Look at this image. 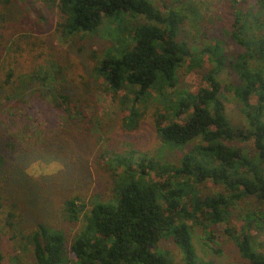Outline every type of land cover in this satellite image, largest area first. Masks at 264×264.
Returning a JSON list of instances; mask_svg holds the SVG:
<instances>
[{
	"label": "trees",
	"instance_id": "trees-1",
	"mask_svg": "<svg viewBox=\"0 0 264 264\" xmlns=\"http://www.w3.org/2000/svg\"><path fill=\"white\" fill-rule=\"evenodd\" d=\"M43 3L58 10L62 21L56 32L64 40L108 30L113 46L102 56L92 55L93 78L126 110L124 127L136 124L140 107H152L157 137L176 150L185 148L186 154L169 162L144 154L134 160L129 151L111 152L112 159L106 160L109 150L97 153L94 164L108 172L110 188L92 194L91 206L80 197L65 202L66 220L81 224L71 243L65 228L43 221L24 235L34 263L179 264L161 251V242L171 241L183 255L182 264H216L195 250L193 234L200 229L214 254L223 253L221 232L235 245L239 259L264 264V253L255 245L257 235L264 234V0H228L225 20H207L214 36L201 49L199 40L204 38L183 34L194 15L185 0L170 5L159 0L162 10L150 0ZM11 4L12 0H0V174L30 151L20 117H28L24 111L32 108L30 98L40 78L35 69L28 76L25 72L43 57L42 52L34 54L36 44L18 37ZM228 44L235 47L230 54ZM58 60L53 80L42 77L37 92L50 100L64 121L79 127L89 119L90 84L81 76L85 89L71 80L68 92L67 69ZM206 61L212 68L202 73ZM184 68L199 74L193 92L179 89ZM225 74L232 77L227 83L222 80ZM51 85L58 86L55 93L40 90L51 91ZM227 94L242 104V127L228 117ZM246 145L253 152L245 150ZM209 183L218 192H208ZM245 201L252 202L253 209L240 214L244 224L238 229L232 223L233 212ZM10 208L6 212L0 185V264H23L18 254L7 262L3 247L2 223L13 229L23 215L20 204Z\"/></svg>",
	"mask_w": 264,
	"mask_h": 264
},
{
	"label": "rangeland",
	"instance_id": "rangeland-1",
	"mask_svg": "<svg viewBox=\"0 0 264 264\" xmlns=\"http://www.w3.org/2000/svg\"><path fill=\"white\" fill-rule=\"evenodd\" d=\"M160 10L163 9L159 0H150ZM173 0H164L168 5ZM193 8L191 20L185 24L183 34L193 37L200 36L199 49L204 44L211 43L213 39L212 26L207 27V20H225L226 3L228 0H185ZM48 5L43 0H12L11 8L16 14L12 22L19 28L18 37L24 36L28 43L36 44L34 54L42 52L43 57L36 62V66H27L28 75L35 69L38 72L36 80V94L31 96L32 108L25 110L28 117L21 116L22 128L28 133L30 151L20 154L15 160V164L0 174V185L4 187L5 210H11L12 203L20 204L22 216L15 221V228L10 229L6 223H2L3 247L7 262H11V257L18 254L23 264H35L31 255V250L22 240L23 236L36 227L40 221L57 227L65 228L63 232L69 235V242H72L81 227L80 223L70 224L63 214L64 204L72 197L82 198L88 206L90 205L92 194L101 188L107 191L108 172L97 170L94 164V157L97 153L109 150L110 153L105 160L112 159L111 152L123 153L129 151L134 160L148 155L169 162H178L180 156L186 154L185 148L175 149L172 144L161 141L156 134L154 126L155 109L143 106L137 111L138 119L135 125L126 123V113L123 107L115 102L110 91L100 82L96 81L92 75L93 61L92 55L102 56L113 46L108 30L103 29L99 33L89 34L82 39L64 40L56 32L57 25L62 21L56 8H47ZM43 16V18H41ZM193 18H196L192 20ZM195 20L197 22H195ZM112 32V29H110ZM205 35V37H204ZM223 40H226L223 37ZM227 41V40H226ZM234 46V45H233ZM231 44L226 47L228 53L233 51ZM61 59L66 67L64 82L68 92L71 80H76L79 88L85 89L81 83V76L90 84L91 88V108L88 111L89 119L79 127L73 123L64 121L59 114L49 104L50 100L40 97L38 87H41L42 77L49 76V81L53 80L54 65L59 70L56 61ZM32 58H30L31 61ZM212 68L211 64L204 63L202 73H208ZM198 77L194 72H188L186 68L180 71L179 89L193 92L198 87ZM232 79V77H230ZM227 74L222 77L224 83L230 79ZM50 87V88H49ZM48 91L55 93L57 85H51ZM227 114L231 122L236 127L246 124L242 112V104L232 100L231 95H226ZM18 119L15 120V125ZM71 126V127H70ZM245 150L253 152L251 145H246ZM142 154H144L142 156ZM130 157V158H131ZM104 160V161H105ZM99 181H106L104 185H97ZM111 180H109L110 182ZM210 193L218 192V189L211 183L205 186ZM252 202L245 201L233 212L232 223L238 229L244 222L240 214L251 212ZM5 226V227H4ZM68 235H67V234ZM256 233V232H255ZM219 234V244L223 250L221 255H216L206 245V237L202 230L195 229L193 245L198 256L208 261H215L216 264H248L239 259L235 245L229 241L221 232ZM14 237V240L12 238ZM68 238V237H67ZM255 245L260 252L264 253V234H258ZM161 251L168 252L175 263L182 264L183 255L180 249L171 241L161 242ZM20 254V255H19Z\"/></svg>",
	"mask_w": 264,
	"mask_h": 264
}]
</instances>
